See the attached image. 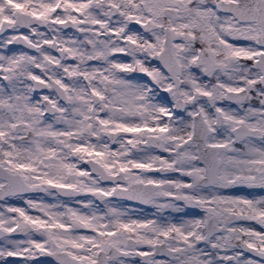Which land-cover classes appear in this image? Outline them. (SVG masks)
Returning a JSON list of instances; mask_svg holds the SVG:
<instances>
[{"label": "snow or ice", "instance_id": "obj_1", "mask_svg": "<svg viewBox=\"0 0 264 264\" xmlns=\"http://www.w3.org/2000/svg\"><path fill=\"white\" fill-rule=\"evenodd\" d=\"M0 264H264V0H0Z\"/></svg>", "mask_w": 264, "mask_h": 264}]
</instances>
